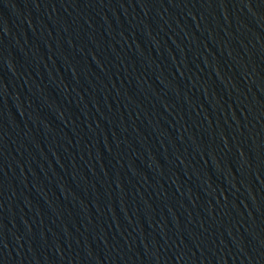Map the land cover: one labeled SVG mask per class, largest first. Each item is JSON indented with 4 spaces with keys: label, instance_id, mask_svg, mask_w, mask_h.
<instances>
[{
    "label": "water",
    "instance_id": "water-1",
    "mask_svg": "<svg viewBox=\"0 0 264 264\" xmlns=\"http://www.w3.org/2000/svg\"><path fill=\"white\" fill-rule=\"evenodd\" d=\"M3 264H264V0H16Z\"/></svg>",
    "mask_w": 264,
    "mask_h": 264
}]
</instances>
